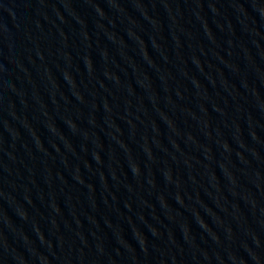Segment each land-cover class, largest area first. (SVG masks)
I'll list each match as a JSON object with an SVG mask.
<instances>
[{
	"label": "water",
	"instance_id": "water-1",
	"mask_svg": "<svg viewBox=\"0 0 264 264\" xmlns=\"http://www.w3.org/2000/svg\"><path fill=\"white\" fill-rule=\"evenodd\" d=\"M0 264H264V0H0Z\"/></svg>",
	"mask_w": 264,
	"mask_h": 264
}]
</instances>
